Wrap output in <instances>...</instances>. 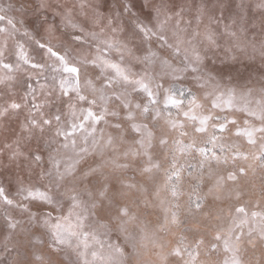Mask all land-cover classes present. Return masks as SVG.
<instances>
[{"label": "snow or ice", "instance_id": "snow-or-ice-1", "mask_svg": "<svg viewBox=\"0 0 264 264\" xmlns=\"http://www.w3.org/2000/svg\"><path fill=\"white\" fill-rule=\"evenodd\" d=\"M0 264H264V0L0 2Z\"/></svg>", "mask_w": 264, "mask_h": 264}, {"label": "rangeland", "instance_id": "rangeland-1", "mask_svg": "<svg viewBox=\"0 0 264 264\" xmlns=\"http://www.w3.org/2000/svg\"><path fill=\"white\" fill-rule=\"evenodd\" d=\"M0 2H2L5 6L7 5V3L9 2V0H0ZM11 15H16V13H10ZM49 18L51 19V14L49 13ZM241 60L244 64H249V63H252L251 61L247 60L246 58L244 57H241ZM237 67H239L240 65H236ZM255 67L256 68H259L260 67V64H259V60L255 61ZM245 200H248L249 197L246 195L244 197Z\"/></svg>", "mask_w": 264, "mask_h": 264}]
</instances>
